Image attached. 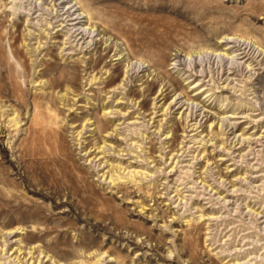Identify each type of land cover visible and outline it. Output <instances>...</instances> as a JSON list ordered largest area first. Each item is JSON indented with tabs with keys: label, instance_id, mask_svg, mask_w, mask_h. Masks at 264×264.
Segmentation results:
<instances>
[{
	"label": "rangeland",
	"instance_id": "374dc122",
	"mask_svg": "<svg viewBox=\"0 0 264 264\" xmlns=\"http://www.w3.org/2000/svg\"><path fill=\"white\" fill-rule=\"evenodd\" d=\"M77 1L0 0V264H264V0Z\"/></svg>",
	"mask_w": 264,
	"mask_h": 264
},
{
	"label": "bare ground",
	"instance_id": "6f19581e",
	"mask_svg": "<svg viewBox=\"0 0 264 264\" xmlns=\"http://www.w3.org/2000/svg\"><path fill=\"white\" fill-rule=\"evenodd\" d=\"M67 3H68V5H70V4H72L69 8H73L72 10V12H73V14H74V20H75V25H79V28L78 29H80V34L81 33H84V34H86L87 32V34H88V36H90L91 34H93L94 32H96V34L93 36V37H95V36H98L99 34H100V32H99V30L97 29V27L95 26V25H90V23H88V21L91 19V15H89V12L88 11H86V10H83V8L81 7V4H80V2L79 1H77V0H67ZM67 5V6H68ZM62 14V13H61ZM70 14V13H69ZM69 16V15H68ZM76 30V29H75ZM78 36V35H77ZM96 38V37H95ZM108 38H110V37H108ZM97 39V38H96ZM94 45V44H93ZM225 48H227V47H225ZM225 48L223 49V51H217V50H214V49H210V51H203V54H205V55H209V54H211V55H214L215 57H220L221 58V60H224V57L226 58V56H228L229 55V53L227 52V51H225ZM123 50V52L125 51V50H127L126 48H124V49H122ZM262 51V50H261ZM123 52H120V54H122ZM191 53V52H190ZM195 54H200V51L199 52H195ZM123 56H125V59L126 60H129L130 61V59H129V52L128 51H126V53L123 55ZM185 56H186V58L187 59H190L191 61L188 63V66L189 67H195L196 66V58H195V56H194V58H192V56H193V54H189V53H187V54H185ZM233 57V56H232ZM232 57H229V58H232ZM173 58V60H174V64L175 63H177V67L179 66V65H183L184 63H186V61L187 60H185L184 58H182L181 56H180V54H178V55H174V57H172ZM193 60H192V59ZM198 61V60H197ZM140 63V62H139ZM200 63V62H199ZM88 66V65H87ZM188 66H186V67H188ZM148 67V66H147ZM145 67H142V70L143 71H146V69H144ZM90 69V68H89ZM88 69V70H89ZM191 69V68H190ZM161 76V75H160ZM162 77V76H161ZM112 79V78H111ZM111 79H109L108 81H107V83L106 84H110L111 83ZM166 81V80H165ZM175 84V83H174ZM146 86H148V84H146ZM161 87V86H160ZM169 88H171L172 89V91H175L176 89L174 88V87H172V84L171 83H169V81H167V83L166 82H164V84H162V87H161V90H160V95L159 96H162L163 95V97H166V95H167V93H165ZM176 92V91H175ZM183 94V93H182ZM177 95V94H176ZM178 97V96H177ZM186 100H188V98H185ZM178 102V100L177 101H175V103L174 104H176ZM207 111V110H206ZM106 125L107 124H105L104 126H103V128H105L106 127ZM107 128V127H106ZM19 228V227H18ZM11 231V230H10ZM13 231H11V233H12ZM18 232V231H17ZM10 233V234H11ZM19 233V232H18ZM13 234V233H12ZM6 241V240H5ZM20 241V240H19ZM21 242V241H20ZM17 244V243H16ZM20 244V243H19ZM22 249V247H20V248H17V250H15V252H13L14 254L17 252V251H20ZM32 249V248H31ZM35 250V249H34ZM32 251V250H31ZM41 253H43V252H41ZM45 254V253H44ZM19 257V255H18V253H16L15 255H14V258H18ZM44 257H47L48 259L46 260V261H50V263H53V262H55V263H57L58 261H56V260H52L51 259V256H49L48 254H45V255H43V258ZM38 258V257H37ZM37 260V259H36ZM83 261V260H82ZM88 261V260H87ZM59 263V262H58ZM91 263V262H90ZM117 264V263H116Z\"/></svg>",
	"mask_w": 264,
	"mask_h": 264
}]
</instances>
